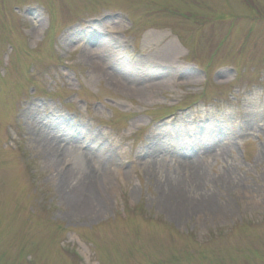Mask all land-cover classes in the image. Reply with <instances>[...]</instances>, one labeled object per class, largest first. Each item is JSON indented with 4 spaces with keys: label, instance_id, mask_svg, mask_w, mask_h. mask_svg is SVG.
Returning <instances> with one entry per match:
<instances>
[{
    "label": "rangeland",
    "instance_id": "1",
    "mask_svg": "<svg viewBox=\"0 0 264 264\" xmlns=\"http://www.w3.org/2000/svg\"><path fill=\"white\" fill-rule=\"evenodd\" d=\"M197 167L211 211L169 216ZM93 176L103 211L71 214ZM0 264H264V0H0Z\"/></svg>",
    "mask_w": 264,
    "mask_h": 264
},
{
    "label": "bare ground",
    "instance_id": "2",
    "mask_svg": "<svg viewBox=\"0 0 264 264\" xmlns=\"http://www.w3.org/2000/svg\"><path fill=\"white\" fill-rule=\"evenodd\" d=\"M89 54V59L83 58V62L87 65H90V68L92 71L99 73L100 75H105L106 72L105 66L103 68L96 67V65H93L91 62L96 60L99 61L98 55L94 53L93 50L90 48L83 46L80 48V55ZM172 50L170 48L168 50H165L164 55L168 58L171 57ZM85 57V56H84ZM103 69V70H102ZM108 82V86H110L112 89L116 91H121L124 94L128 95H137L138 97L144 99V100H151L154 97V91L153 88L143 86L141 83H132L133 85L130 88H124L123 86L117 84L115 81L110 79L106 80ZM33 131H35V128H33ZM35 139L38 140V149L40 150V154L44 157H47L46 159L50 164L55 166L57 169L60 168V166L63 165V154L65 152L64 148H58L57 146L53 145H46L45 143L48 142L44 138H42L38 133H34ZM52 140H57L56 138L51 137ZM62 140H58V142H61ZM44 144V145H43ZM64 145V143H63ZM73 146V145H72ZM75 148V147H74ZM188 162V161H187ZM188 163H191L188 162ZM68 170H63L58 172V177L60 181H67V178L69 177ZM227 173H221L218 176V181L224 180ZM99 177V176H98ZM205 178L204 174H202V170L200 167L198 168H191V171L188 175L185 177H182V179L177 180L175 179L173 181H168V185L166 187V190L168 189V193L171 195H177L176 200H171L172 203L169 205L168 208V215L172 216L176 219H182L185 216H192L195 213H199L202 211L210 210V208H203L201 209L198 204L190 201L187 196H184L183 194L189 191L192 187L197 186L199 182H201ZM97 182L100 185V181L95 178V176L91 177L89 180V186L84 185L81 186L80 184L77 187H65L61 185L60 194L67 198V200L71 204V214H76V212H80L81 214H88L89 219L96 217L99 213H101L104 209L105 202L103 199H101V196L98 191ZM173 182V183H172ZM191 184V185H189ZM188 185V186H187ZM103 188V186H102ZM99 197V199H98ZM202 207V206H201ZM211 211V210H210Z\"/></svg>",
    "mask_w": 264,
    "mask_h": 264
}]
</instances>
